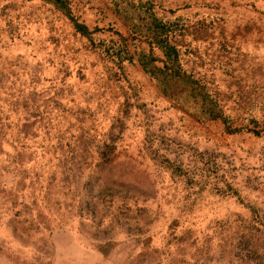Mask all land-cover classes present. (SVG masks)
Here are the masks:
<instances>
[{"label": "rangeland", "instance_id": "1", "mask_svg": "<svg viewBox=\"0 0 264 264\" xmlns=\"http://www.w3.org/2000/svg\"><path fill=\"white\" fill-rule=\"evenodd\" d=\"M131 1L70 0L82 35L52 2L0 0V264H264V95L196 45L180 63L207 101L163 91Z\"/></svg>", "mask_w": 264, "mask_h": 264}, {"label": "crops", "instance_id": "2", "mask_svg": "<svg viewBox=\"0 0 264 264\" xmlns=\"http://www.w3.org/2000/svg\"><path fill=\"white\" fill-rule=\"evenodd\" d=\"M166 4L170 18L204 14L199 17L201 21H191L176 31L173 36L176 45L182 49L196 45L201 56H212L218 76L229 71L239 83L258 91L261 100L264 0H167Z\"/></svg>", "mask_w": 264, "mask_h": 264}, {"label": "trees", "instance_id": "3", "mask_svg": "<svg viewBox=\"0 0 264 264\" xmlns=\"http://www.w3.org/2000/svg\"><path fill=\"white\" fill-rule=\"evenodd\" d=\"M58 6L65 15L73 21L75 29L82 35H89L91 32L86 25L77 22L70 13V0H47ZM132 6L137 10V14L127 17L125 22H132V32L134 39L147 44V50H142L138 56V61L143 69L152 77L158 78L163 91H169L168 86L177 87L179 83H183L186 89H191L189 93L201 99L204 104L207 101L208 94L196 92L197 79L182 68L180 63V49L173 40V36L179 29V25L175 20L164 19L157 15L153 10V3L149 0L131 1ZM133 39V38H132ZM159 52L161 55H158ZM120 55V53H119ZM132 55L126 57L119 56V61L131 60ZM156 61L162 63V67L156 64ZM184 92L185 88H181ZM199 91V90H198ZM211 115V118L220 117L218 111L214 108L204 109Z\"/></svg>", "mask_w": 264, "mask_h": 264}]
</instances>
